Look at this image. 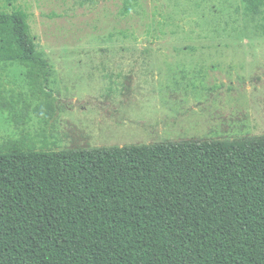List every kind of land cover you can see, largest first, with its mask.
<instances>
[{"label":"trees","instance_id":"trees-1","mask_svg":"<svg viewBox=\"0 0 264 264\" xmlns=\"http://www.w3.org/2000/svg\"><path fill=\"white\" fill-rule=\"evenodd\" d=\"M141 0H123L129 13ZM264 34V0H241ZM47 99L32 104L5 73ZM53 68L28 14L0 10V109L50 117ZM0 152V264H264V134Z\"/></svg>","mask_w":264,"mask_h":264},{"label":"rangeland","instance_id":"rangeland-1","mask_svg":"<svg viewBox=\"0 0 264 264\" xmlns=\"http://www.w3.org/2000/svg\"><path fill=\"white\" fill-rule=\"evenodd\" d=\"M241 0H0L22 9L53 74L51 116L18 126L0 109V152L264 134V34ZM264 21V19H263ZM24 68L7 88L33 105Z\"/></svg>","mask_w":264,"mask_h":264}]
</instances>
